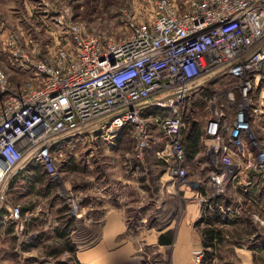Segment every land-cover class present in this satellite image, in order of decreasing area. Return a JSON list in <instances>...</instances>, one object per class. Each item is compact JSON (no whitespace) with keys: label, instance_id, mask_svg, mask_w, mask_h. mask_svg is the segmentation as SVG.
<instances>
[{"label":"built area","instance_id":"built-area-1","mask_svg":"<svg viewBox=\"0 0 264 264\" xmlns=\"http://www.w3.org/2000/svg\"><path fill=\"white\" fill-rule=\"evenodd\" d=\"M151 4L147 16L125 20L119 37L81 20H58L63 43L58 39L36 57L21 56L19 66L30 77L18 89L0 67L6 91L0 105V209L17 174L34 163L57 178L63 146L98 128L107 134L128 128L141 160L153 130H160L166 137L154 151L163 164L161 179L166 177L160 181L189 188L180 110L186 97L216 77L226 82L224 90L211 91L199 126L209 169L202 189L190 188L192 196L212 210L213 199L229 185L248 186L264 176V0ZM7 215L22 231L27 218L20 205H8Z\"/></svg>","mask_w":264,"mask_h":264},{"label":"rangeland","instance_id":"rangeland-1","mask_svg":"<svg viewBox=\"0 0 264 264\" xmlns=\"http://www.w3.org/2000/svg\"><path fill=\"white\" fill-rule=\"evenodd\" d=\"M178 1L183 3L185 0ZM152 2L0 0V67L8 74L10 86L18 89L30 77L29 70L19 66L21 56L25 53L32 54V57L41 55L46 46L50 47L60 40L64 29L57 27L58 20L64 23L81 20L90 28L119 37L125 32V20L132 15L147 16ZM60 41L63 43L64 40ZM225 84L221 78H213L202 89L184 99L180 110L185 123L183 130L188 131L192 123L197 126L202 124L211 91L221 94ZM5 96L6 91L0 87V105ZM108 133L98 128L82 134L78 139L73 137L60 151L61 165L57 178L43 174L41 179L11 182L8 187L9 201L24 207L21 212L27 219L22 231L14 228L9 238H0V264H59L68 260L73 263L74 254L68 257L66 253L58 256L56 253L62 252L66 246L76 249L80 244L87 243L85 235L88 230L83 224L90 223L88 212L96 202L106 198L124 216L125 232L115 243H109V254L104 264H250L251 258L254 264H264V253H259L260 248L264 249V214L261 218L253 213L252 217L257 222L244 219L235 224L239 231L230 235L220 245L219 251L211 247H196L195 231L200 226L189 225L186 210L194 209L195 205L199 207L191 189L200 191L204 186L209 165L200 164L207 158L201 155L189 158L185 154L187 178L195 180L189 182V192L185 197L179 184L168 188L167 183L162 184L166 178L161 179L163 164L154 151L164 145V133L157 129L156 139L160 143L154 144L151 140L142 160L136 156L135 141L128 128L113 129ZM135 182L148 191L147 196L144 193V198L139 199L135 195L130 187ZM154 194V201L150 199L149 202L148 196L153 197ZM130 202L138 205L144 202L150 208L146 212L131 206ZM125 207L129 210L124 211ZM199 209L202 210L201 207ZM257 209L264 213V209ZM143 213L147 215L144 224L139 220ZM149 227H153L152 231L165 228L164 239L169 243L163 246L154 244L155 241L149 237L151 231H147ZM182 227L190 229L186 245L179 239L171 240L172 235ZM82 240L84 242L79 244L78 241ZM184 246L186 248H182ZM249 248L253 250L252 257L246 254ZM179 250L183 253L175 254ZM207 252L212 253L211 256Z\"/></svg>","mask_w":264,"mask_h":264},{"label":"crops","instance_id":"crops-1","mask_svg":"<svg viewBox=\"0 0 264 264\" xmlns=\"http://www.w3.org/2000/svg\"><path fill=\"white\" fill-rule=\"evenodd\" d=\"M41 48V47H40ZM39 48V49H40ZM157 129L153 130V136L152 140L153 143H160L156 139ZM259 134V133H258ZM162 144V143H161ZM149 148V147H148ZM196 154L195 158H197L199 155L204 156L203 152L204 149L201 144V140L198 138L197 144H196ZM205 161H203L200 165L203 166ZM45 174L40 166L37 164H30L28 165L23 171H21L19 174H17L11 181L19 179L22 180L23 183L27 181H31L33 178L41 179V177ZM46 175V174H45ZM194 182L195 180H191ZM148 181H146V184ZM9 184V185H10ZM149 185V184H148ZM22 186V185H21ZM20 186V187H21ZM17 187V186H16ZM130 187L133 188V191H135V195L140 199L144 198L143 194L145 193L146 196L148 195V191L143 189L139 185V182H135L133 186L130 185ZM188 188H180L181 191L184 192V196H187V193L189 192L187 190ZM154 196H148V200L150 202V199L152 201ZM131 198H133L131 196ZM131 198L128 197L130 200ZM10 200V199H9ZM263 201H264V176L256 177L255 183L251 185H240V184H231L228 186L226 191L218 196L215 197L212 201V207L213 209L210 210L208 208H203L201 211L197 205H195L194 209H187L186 215L189 217L190 224L189 225H195V227H199L200 229H196V247L203 246V249L205 248H213L216 251H219L220 245L232 234H236L239 229L235 226L238 222L244 219H250L252 222L256 221L253 219L252 215L257 214L258 216H263L264 213H262L259 209L263 208ZM132 202V201H131ZM131 204V206H135L136 208L143 210L145 209L146 212L149 210V205L144 204V202H140V204H136L138 201H136L135 204ZM155 203V202H151ZM10 204H19L18 202L12 203L11 201H8V204L3 206L0 209V238L6 237L9 238V235H12L14 233V223L9 219L7 213H8V205ZM127 204V203H126ZM20 205V204H19ZM154 205V204H153ZM220 205L221 207L216 210L215 206ZM129 206V207H131ZM21 207V205H20ZM113 205H110V203L106 199L99 200L96 202L95 205L90 209L88 212V216L90 217L89 224H83L85 229L88 230L87 235L85 237V241L87 243L80 244L82 241H78L80 244L76 249L75 247L66 246L62 252H57L56 256L60 255L61 253H66V255L69 257L71 254L75 255V258L73 259V263H71L70 260L68 261H62L59 262V264H104L107 260L106 256L109 254V243H115L117 238L125 232V218L122 216V213L118 211L119 209L113 208ZM145 207V208H144ZM236 208V212L232 213L229 212L228 208ZM131 207L130 209H132ZM252 208H256V210H252ZM24 210V207H21ZM129 210L127 207L124 208V211ZM27 211V210H26ZM142 212V211H141ZM27 213V212H26ZM254 213V214H253ZM146 214H142L140 216L139 220L142 224L147 220ZM211 217V225L207 221V217ZM26 217V216H23ZM207 226H211L212 228L219 231V235H217L214 238V244L212 246H206L203 243L204 240V230ZM167 228V226L165 227ZM164 228V229H165ZM153 227H149L147 230L150 232L149 237L152 238L155 242L154 244L158 246H163L169 243L166 239H164V232L163 230H153ZM190 232V229L182 227L180 230L178 229L175 234L172 235L171 240L179 239L180 243L186 245V240L188 239V233ZM191 242V240H190ZM198 245V246H197ZM128 248V247H127ZM182 248H186L185 246ZM236 249H242V247H237ZM122 250H126L122 249ZM246 254L252 257L251 248L246 250ZM214 254V251H211ZM263 252L264 249L260 248L259 253ZM33 253V252H32ZM32 253H28L29 255H32ZM55 252L53 251L52 254ZM116 253H119L116 252ZM183 253L181 250L178 252L176 251L175 254H181ZM43 254V252H42ZM253 258L250 259L249 263L254 264L252 261Z\"/></svg>","mask_w":264,"mask_h":264},{"label":"trees","instance_id":"trees-1","mask_svg":"<svg viewBox=\"0 0 264 264\" xmlns=\"http://www.w3.org/2000/svg\"><path fill=\"white\" fill-rule=\"evenodd\" d=\"M183 130V135H184V148H185V154L189 157L192 158L195 156L196 152V144H197V140L199 138V134H200V127L193 124L190 127V129L188 131ZM23 210V209H22ZM207 221H209L208 223L211 225V217L208 216ZM205 236H204V240L203 243L206 246H212L214 244V238L219 235V231L212 228L211 226H207L204 230ZM208 253V252H207ZM210 256L211 254L208 253Z\"/></svg>","mask_w":264,"mask_h":264},{"label":"bare ground","instance_id":"bare-ground-1","mask_svg":"<svg viewBox=\"0 0 264 264\" xmlns=\"http://www.w3.org/2000/svg\"><path fill=\"white\" fill-rule=\"evenodd\" d=\"M90 264H92V263H90Z\"/></svg>","mask_w":264,"mask_h":264}]
</instances>
